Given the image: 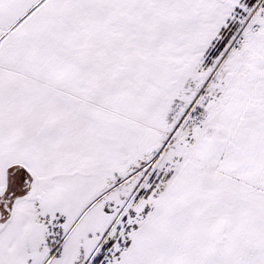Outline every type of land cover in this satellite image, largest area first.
<instances>
[{
	"label": "snow or ice",
	"instance_id": "6c2138e0",
	"mask_svg": "<svg viewBox=\"0 0 264 264\" xmlns=\"http://www.w3.org/2000/svg\"><path fill=\"white\" fill-rule=\"evenodd\" d=\"M0 264H264V0H0Z\"/></svg>",
	"mask_w": 264,
	"mask_h": 264
}]
</instances>
